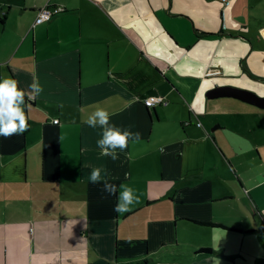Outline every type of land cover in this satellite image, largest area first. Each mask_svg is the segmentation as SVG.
Wrapping results in <instances>:
<instances>
[{
    "label": "crops",
    "instance_id": "1",
    "mask_svg": "<svg viewBox=\"0 0 264 264\" xmlns=\"http://www.w3.org/2000/svg\"><path fill=\"white\" fill-rule=\"evenodd\" d=\"M44 5L64 11L33 26ZM0 18L29 125L0 136V264H264V108L206 96H264V0H0ZM97 107L140 134L116 160L85 123Z\"/></svg>",
    "mask_w": 264,
    "mask_h": 264
},
{
    "label": "clouds",
    "instance_id": "2",
    "mask_svg": "<svg viewBox=\"0 0 264 264\" xmlns=\"http://www.w3.org/2000/svg\"><path fill=\"white\" fill-rule=\"evenodd\" d=\"M29 99H35L43 91L38 80H34L29 85ZM26 93L19 89L18 81L9 77L0 80V136L5 139L14 135H22L29 128L27 118L22 105L25 103ZM110 114L103 108L97 107L85 120V123L92 128L99 127L102 130L101 138L96 141L97 147L101 150V155L109 156L111 159H118L117 149L123 151L127 148L130 140L139 141L140 134L128 130L121 131L114 125H110ZM104 172V175H102ZM107 173L101 168H93L88 177L92 184H103V189L109 195L117 194V186L108 182ZM121 191L118 194L115 211L126 213L130 206L139 202L134 190L124 184L120 185Z\"/></svg>",
    "mask_w": 264,
    "mask_h": 264
},
{
    "label": "water",
    "instance_id": "3",
    "mask_svg": "<svg viewBox=\"0 0 264 264\" xmlns=\"http://www.w3.org/2000/svg\"><path fill=\"white\" fill-rule=\"evenodd\" d=\"M206 96L208 98L232 97L259 108H264V96L258 95L254 91L231 85H218L213 87L207 91Z\"/></svg>",
    "mask_w": 264,
    "mask_h": 264
},
{
    "label": "built area",
    "instance_id": "4",
    "mask_svg": "<svg viewBox=\"0 0 264 264\" xmlns=\"http://www.w3.org/2000/svg\"><path fill=\"white\" fill-rule=\"evenodd\" d=\"M64 11V7L62 6H50V5H44L37 9L36 16L34 18L33 26L37 24H41L47 20H49L53 15L58 14L60 12ZM144 104L146 107H154L156 105H166L168 103V100L161 95H151L143 99ZM54 123L57 122V120L53 121ZM185 124H188L186 121ZM200 125V123H198Z\"/></svg>",
    "mask_w": 264,
    "mask_h": 264
},
{
    "label": "trees",
    "instance_id": "5",
    "mask_svg": "<svg viewBox=\"0 0 264 264\" xmlns=\"http://www.w3.org/2000/svg\"><path fill=\"white\" fill-rule=\"evenodd\" d=\"M0 21L2 22V19L0 18ZM149 108V107H148ZM199 223H202V224H208V225H215V226H219V227H225L224 225H222V224H214V223H205V222H199ZM202 250H204V251H206V250H209V249H202Z\"/></svg>",
    "mask_w": 264,
    "mask_h": 264
}]
</instances>
